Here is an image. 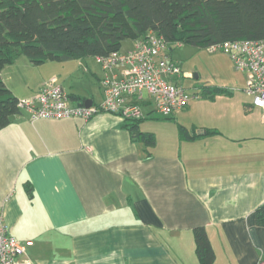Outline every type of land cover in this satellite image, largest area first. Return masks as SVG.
<instances>
[{"label": "crops", "instance_id": "crops-1", "mask_svg": "<svg viewBox=\"0 0 264 264\" xmlns=\"http://www.w3.org/2000/svg\"><path fill=\"white\" fill-rule=\"evenodd\" d=\"M79 67L80 59L37 65L20 55L1 74L19 99L56 78L72 104L96 102L95 87L86 92L78 85ZM105 75L95 76L102 98ZM218 82L205 85L228 91L210 98L197 89L172 119L146 103L140 128L155 134L152 147L132 138L116 114L33 119L21 109L14 115L0 130V215L25 246L23 258L201 264L194 229L204 227L212 264L264 260V225L255 217L264 203V109L252 103L243 73ZM180 125L217 132L184 139Z\"/></svg>", "mask_w": 264, "mask_h": 264}, {"label": "trees", "instance_id": "trees-1", "mask_svg": "<svg viewBox=\"0 0 264 264\" xmlns=\"http://www.w3.org/2000/svg\"><path fill=\"white\" fill-rule=\"evenodd\" d=\"M150 31L166 41L165 49L171 53L176 48L173 45L208 48L227 40H264V0H0V130L21 111L20 99L1 74L20 55L37 65L108 56L122 51L125 40L136 43ZM198 88L210 98L228 91L217 85ZM174 113L163 118L172 119ZM142 120L124 118V126L132 138L152 147L155 134L141 130ZM216 132L180 125L184 139ZM255 217L264 225V203L255 210ZM194 237L200 263L212 264L215 252L206 229L196 227Z\"/></svg>", "mask_w": 264, "mask_h": 264}, {"label": "built area", "instance_id": "built-area-1", "mask_svg": "<svg viewBox=\"0 0 264 264\" xmlns=\"http://www.w3.org/2000/svg\"><path fill=\"white\" fill-rule=\"evenodd\" d=\"M165 48L166 41L150 31L132 49L97 57L106 71L100 103L72 104L63 86L51 78L35 96L20 99L18 106L28 110L33 119H91L100 112L143 118L146 103H153L160 115L169 116L185 107L191 96L177 80L181 65L170 58ZM207 49L232 58L235 67L246 74L245 91L252 96V103L264 109V40H227ZM24 253L25 246L9 233L0 215V264H34L23 258ZM258 264H264V260Z\"/></svg>", "mask_w": 264, "mask_h": 264}, {"label": "rangeland", "instance_id": "rangeland-1", "mask_svg": "<svg viewBox=\"0 0 264 264\" xmlns=\"http://www.w3.org/2000/svg\"><path fill=\"white\" fill-rule=\"evenodd\" d=\"M133 45L134 41L132 39H127L123 42L122 49L126 51L133 47ZM173 47L176 48L172 53L170 49L167 50V52L172 60L177 61L181 65L182 72L179 77H177V80L184 85L190 93L207 83L222 84L218 81L222 80L223 82V80H228L235 75H242L241 72H239V74L236 72L238 71L237 69L236 71L234 70L235 67H232L233 63L231 58L222 52H210L207 48H199L189 44H181L180 46L173 45ZM21 56L26 57L25 55ZM72 63L79 64L78 60ZM78 70L81 72V79L78 78L79 87L86 92L91 91L92 88L95 87L98 90L95 95V99L97 100L96 103H100L102 101V99L100 100V97L102 98V93L99 87H97V78L95 76L101 75L104 69L97 57L87 56L80 59V67ZM91 71L94 73V78H92L93 81L87 77L91 76ZM195 75H197V77H195ZM143 110L145 111V109ZM150 123L152 122L145 121L144 126L150 127Z\"/></svg>", "mask_w": 264, "mask_h": 264}, {"label": "water", "instance_id": "water-1", "mask_svg": "<svg viewBox=\"0 0 264 264\" xmlns=\"http://www.w3.org/2000/svg\"><path fill=\"white\" fill-rule=\"evenodd\" d=\"M195 77H197V75H195ZM84 104H85L86 106H90V105L92 104V99H86V100L84 101Z\"/></svg>", "mask_w": 264, "mask_h": 264}]
</instances>
